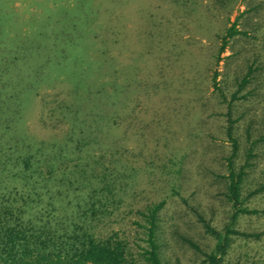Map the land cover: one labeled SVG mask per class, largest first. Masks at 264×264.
<instances>
[{
  "label": "rangeland",
  "instance_id": "374dc122",
  "mask_svg": "<svg viewBox=\"0 0 264 264\" xmlns=\"http://www.w3.org/2000/svg\"><path fill=\"white\" fill-rule=\"evenodd\" d=\"M2 1L18 16L9 27V39L17 48L16 41L24 34L35 37L40 24L49 31L57 27L52 19L44 20L54 2L72 7L75 0ZM94 2L110 9L93 23L96 31L85 42L86 78L77 84L69 76L81 67L71 60L72 68L59 74L62 82L39 85L32 107L22 112L17 124L25 139L19 147L36 151L41 141L60 146L70 136L73 146L83 135L88 144L82 166L120 173L112 213H99L91 222L97 236L118 231L128 240L137 264H145L139 254L146 245L142 211L165 200L158 232L166 264H209L205 252H211L216 239L197 213L219 230L229 222L232 206L223 178L231 151L226 112L227 100L236 92L232 117L240 143L237 167L246 162L256 142L242 197L247 198L245 206L259 212L242 214L235 227L260 237H234L225 261L264 264V191L249 194L264 183V0H236L232 11L214 0ZM237 18V27L247 34L232 39L218 59L219 36ZM39 57L35 53L23 65L27 74H36ZM53 67L50 72L58 74ZM215 71L226 100L213 84ZM244 76L247 82L237 92ZM101 88L107 92L95 96ZM100 108L106 120L96 115ZM69 158L64 194L57 202L59 218L66 219L87 207L88 190L84 183H69L74 154Z\"/></svg>",
  "mask_w": 264,
  "mask_h": 264
},
{
  "label": "trees",
  "instance_id": "16d2710c",
  "mask_svg": "<svg viewBox=\"0 0 264 264\" xmlns=\"http://www.w3.org/2000/svg\"><path fill=\"white\" fill-rule=\"evenodd\" d=\"M235 1L214 0L219 7L229 8L230 11ZM108 9L110 8H102L94 0H75L72 7H64L54 2L52 12L44 17L45 21L50 18L57 25L51 29L53 33H50L47 26L40 24V30L34 34L40 38L24 34L25 36L22 35L21 39L16 41L18 45L16 48L12 46L11 37L9 39V27L18 16L0 0V55L5 56L3 60L0 58V264H137L128 240L118 231L100 237L93 230L91 222L99 217V213L101 215L112 213L109 212L110 207L118 202L115 196L120 189V173L106 172V169L97 172L96 168L87 170L82 166L83 147L88 144L83 135L77 138L73 146L68 143L73 139V136H70L62 144L64 146L55 143L47 145L45 141H41L42 144L36 151H31L29 147L27 149L19 147V143L25 142V139L22 134H18L17 124L21 120L22 112L32 107L39 85L45 82L51 85L62 82L59 74L71 67V60L81 67L73 70L69 76L76 78L77 84H81L86 78L88 68L82 67L87 62L83 55L86 49L84 45L88 34L94 35L96 31L92 28L93 23L109 11ZM237 21L238 18L219 36L221 44L218 59L232 39L237 35L247 34L245 30L237 27ZM35 53L41 56L39 68L36 74H27L23 65L25 66ZM101 57L103 60L107 59L103 51ZM52 67L58 72L56 76L50 72ZM250 73L251 71L248 72ZM218 74V71L214 72L213 84L219 90L220 96L226 100L221 86L218 85ZM246 82L247 77L244 76L239 82L237 92ZM106 92L101 88L94 93L96 96ZM236 98V92L232 93L231 99L227 100L226 112L228 121L226 133L231 142V151L227 156L228 175L223 178L226 186L224 194L232 206L229 222L225 224L223 230H219L203 215L197 213L206 232L216 239L211 252H205V261L209 264H226L225 257L234 237H260L259 233L246 232L235 227L242 214L259 212L256 208L245 206L247 198L242 197L244 182L248 175L247 168L252 166L249 159L252 157V148L256 142L249 147L246 162L237 167L240 143L234 131L236 120L232 117ZM96 115L106 120L102 108L96 111ZM260 139H264V136ZM69 153L74 154L75 160L71 170L73 182L67 177L69 183L78 185L84 183L88 185V190L87 207H79L80 210L66 219L59 218L57 202L64 194V177L68 165L66 160H72ZM59 169L60 177L57 176ZM95 179L97 182H94ZM263 191L264 183H261L249 194ZM164 205L165 200H160L142 211L146 220L144 226L146 245L141 246L139 254L145 264H166L158 232L160 212ZM188 242L201 250L196 242L191 240Z\"/></svg>",
  "mask_w": 264,
  "mask_h": 264
}]
</instances>
